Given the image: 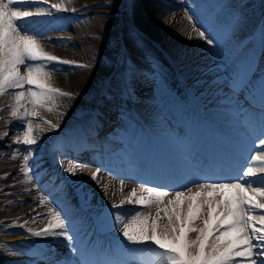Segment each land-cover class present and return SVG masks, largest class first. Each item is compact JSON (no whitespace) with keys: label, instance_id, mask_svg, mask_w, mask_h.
Returning <instances> with one entry per match:
<instances>
[{"label":"bare ground","instance_id":"obj_1","mask_svg":"<svg viewBox=\"0 0 264 264\" xmlns=\"http://www.w3.org/2000/svg\"><path fill=\"white\" fill-rule=\"evenodd\" d=\"M69 3L77 5L74 0ZM54 4L59 5V10L52 7ZM70 4L66 5L63 0H31L29 6V10L34 12L36 5L47 10L40 17L33 16L29 19L30 24L32 20L39 21L31 24V27L40 33L37 38L43 51L59 60L70 62H52L47 66L50 70V85L70 96H55L48 101L46 107H52L51 112L44 108L34 109L31 104L25 105L29 112H36V116L31 118L35 145L16 143L24 138V122L12 119L11 106L15 104V90L0 96V264H18L20 260L25 261L24 264L60 263L61 257L68 255V241L64 236L31 234L48 228L54 220L49 213L57 210H62L67 217L69 232L74 237V247L84 235L89 239H100L101 244L113 250L114 264H161L160 257L154 250L128 244L122 238L121 226L115 225L114 218L109 213L120 211L127 215L135 210L138 206L134 203L121 204L134 189L139 195L142 187L177 189L196 181L230 179L199 177L185 168L183 163L189 156L178 155L177 151H182V148L173 131H177L178 135L182 134V124L187 129L201 130L204 126L200 120L203 118L217 142L228 140L227 136L243 138L247 130L246 120L254 116L244 103L251 97L264 96V86L260 85L259 80L264 74V54L261 55L262 52L258 51L262 48L258 42L260 39L264 40L261 34L256 36L257 32L248 31L253 35L252 41H248L249 49L261 55L262 61L251 81L249 68L241 69V66L234 67L230 74H224L223 70L210 74L190 86L185 77L178 75L175 78L166 71L158 72L153 77L144 70L140 62L120 63L118 67L121 71L116 70L114 74H111V65L105 66L99 62L96 63L95 70L109 76L95 90L87 72L94 59L90 50L97 44L87 36L81 25L87 9L84 6L71 9ZM136 5L137 9L141 8L139 3ZM185 27L184 33L194 36L191 23L187 22ZM178 37L182 38L181 34ZM245 37L247 38L246 35L243 38ZM153 65L157 67V63ZM190 65L191 72L200 74L211 68L203 55L192 59ZM23 71L21 67V72ZM155 79H161L170 86L165 94L152 89L151 83ZM194 108L196 113L193 112ZM23 111L24 108H21L20 112ZM122 114L129 126L136 125L144 132H149L166 155L180 166L181 172L176 180L164 179L146 185L139 171L133 168H125L128 177L123 178L124 173L99 170L84 163L82 157H71L58 144L81 141L85 138L86 131L91 129H95L97 136L108 139L110 137L107 134L113 133L115 129V138L118 143H122L126 134L120 123L119 117ZM45 121L58 127L51 128ZM254 122L264 132V117L258 116ZM127 130L133 131L129 127ZM259 139L256 142H251V139L242 142L246 152L239 166L240 171L250 163L247 159L249 155L261 151V148L254 147ZM29 147L32 156L29 164L34 171L33 182H28L22 172L25 163L23 157ZM70 167L74 168V175L68 171ZM94 174L95 179L92 178ZM235 177L237 175L231 178ZM57 180L60 182L59 187ZM248 194L251 195L250 192ZM173 197L174 191L167 199ZM256 202L264 203V200L256 198ZM112 205L120 207L112 209ZM220 211H223L222 207L217 214ZM147 212L155 216V206L145 209V213ZM128 222L130 221L125 219L124 223ZM159 223L163 226L166 221L161 220ZM256 223L259 226L258 221ZM197 226H202L199 221ZM99 231L100 235L97 237ZM190 237L195 238V233L190 234ZM17 250L24 252H21L20 258L14 259L13 251ZM100 259H104V262L110 260L105 255H101ZM256 259L259 261L261 257L257 256Z\"/></svg>","mask_w":264,"mask_h":264},{"label":"snow or ice","instance_id":"obj_2","mask_svg":"<svg viewBox=\"0 0 264 264\" xmlns=\"http://www.w3.org/2000/svg\"><path fill=\"white\" fill-rule=\"evenodd\" d=\"M30 3L31 0H0V96L15 90L12 119L24 122V138L16 143L25 146L36 144L31 119L36 112H29L25 105L31 104L34 109L44 108L51 112L53 108L46 107L48 101L55 96H70L49 83L47 66L52 62H70L43 51L37 38L40 33L31 27L39 21L32 20L30 24L29 19L40 17L47 10L40 5L35 6V12L29 10ZM52 7L59 10V5ZM189 19L193 18L190 16ZM261 33L264 35V28ZM198 35L209 46L216 43L204 31ZM249 71H252L251 66ZM259 80L264 86V74ZM21 108H24L23 112H20ZM44 123L51 128L58 127L49 121ZM254 147L261 148V151L247 157L250 163L235 178L196 181L177 189L142 187L139 195L134 189L121 204L134 203L138 206L135 210L127 215L120 211L109 213L115 225L121 226L122 238L132 246L154 250L161 264H264V203L256 202V198L264 200V176H257L264 173V132ZM31 158L29 147L22 167L28 182L34 181V171L29 164ZM68 171L75 174L73 167ZM92 178L95 179L96 174ZM173 191L174 197L167 199ZM153 206L156 208L155 216L151 212L145 213V209ZM111 207L118 209L120 205ZM221 207L223 211L217 214ZM49 215L54 217L49 227L31 234L64 236L69 249L76 251L74 237L69 232L67 217L62 210ZM125 219L130 222L124 223ZM161 220L166 224L161 226ZM197 221L202 226H197ZM192 233H195V238L190 237ZM257 256L261 257L259 261Z\"/></svg>","mask_w":264,"mask_h":264},{"label":"rangeland","instance_id":"obj_3","mask_svg":"<svg viewBox=\"0 0 264 264\" xmlns=\"http://www.w3.org/2000/svg\"><path fill=\"white\" fill-rule=\"evenodd\" d=\"M63 1L66 5L70 4V0ZM74 1L77 5L71 3V9L86 7V16L81 25L87 36L97 44L96 48L90 50L94 59L92 64L90 63V71L87 72L95 90L109 76L95 70L96 63L99 62L105 66L111 65V74L116 70L121 71L118 67L120 63L140 62L144 70L153 77H156L158 72L166 71L175 78H178V75L185 77L190 86L210 74L222 70L225 74L237 66H241V69L251 66V81L262 62L260 60L264 54V41L260 39L258 42V45L262 46L261 50H258L262 52L261 55L250 50L248 41H252L253 35L248 31L257 32L256 36L261 34L264 40L261 33L264 28V0ZM135 3H139L141 8L137 9ZM190 16L193 19L190 20ZM187 22L195 28L194 36L184 33ZM200 31H204L216 43L209 46L205 40L199 38ZM178 34H181L182 38L178 37ZM245 35L247 38H243ZM198 55H203L211 66L210 70L201 74L191 72L190 63ZM158 57L162 58L159 60ZM153 63H157L156 68ZM162 81L155 79L151 86L156 92L165 94L170 86ZM27 249L30 248L27 246ZM21 252L24 251H13L14 259L20 258ZM24 263L25 261L20 260L18 264Z\"/></svg>","mask_w":264,"mask_h":264}]
</instances>
